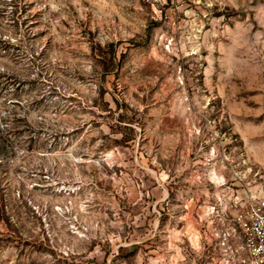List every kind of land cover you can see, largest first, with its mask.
Wrapping results in <instances>:
<instances>
[{
	"label": "rangeland",
	"instance_id": "obj_1",
	"mask_svg": "<svg viewBox=\"0 0 264 264\" xmlns=\"http://www.w3.org/2000/svg\"><path fill=\"white\" fill-rule=\"evenodd\" d=\"M161 10L0 0V264H241L264 0Z\"/></svg>",
	"mask_w": 264,
	"mask_h": 264
},
{
	"label": "built area",
	"instance_id": "obj_2",
	"mask_svg": "<svg viewBox=\"0 0 264 264\" xmlns=\"http://www.w3.org/2000/svg\"><path fill=\"white\" fill-rule=\"evenodd\" d=\"M191 0H142L152 9H169L177 11L183 3ZM248 171L254 177H261L260 169L250 166ZM237 174V173H235ZM235 222L241 229L243 250L245 256L240 259L241 264H264V196L250 193L245 201L238 203ZM230 264V263H229Z\"/></svg>",
	"mask_w": 264,
	"mask_h": 264
},
{
	"label": "crops",
	"instance_id": "obj_3",
	"mask_svg": "<svg viewBox=\"0 0 264 264\" xmlns=\"http://www.w3.org/2000/svg\"><path fill=\"white\" fill-rule=\"evenodd\" d=\"M258 168H260V167H258Z\"/></svg>",
	"mask_w": 264,
	"mask_h": 264
}]
</instances>
